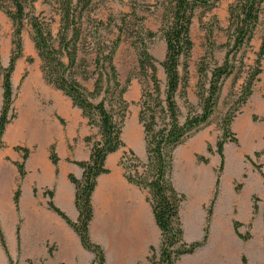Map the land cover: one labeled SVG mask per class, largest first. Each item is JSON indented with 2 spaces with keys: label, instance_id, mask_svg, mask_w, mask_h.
I'll list each match as a JSON object with an SVG mask.
<instances>
[{
  "label": "trees",
  "instance_id": "1",
  "mask_svg": "<svg viewBox=\"0 0 264 264\" xmlns=\"http://www.w3.org/2000/svg\"><path fill=\"white\" fill-rule=\"evenodd\" d=\"M216 1L163 0L161 6L165 10L159 32H161L166 43L165 56L159 62L151 54L148 42L156 36V32L141 25L139 31H135L134 35H131L133 38L132 45L137 53L136 69L138 71L135 76H128L126 81L122 83L119 80L114 57L122 42V37L128 31L125 28L127 21L124 19L121 24L123 26L118 28L115 39L109 40V42L103 39L100 43L95 44L97 49L93 64L96 77L93 90L86 89L73 75L81 32H73L71 29L72 23L82 27L84 16L82 11L88 6L90 0H76L75 6L73 0L63 2L61 28L57 38L54 37L47 23L40 21L35 16L28 18L33 28L32 40L41 60L40 69L44 79L70 98L72 104L81 110L90 127L97 128L96 134L85 138V141L91 145L89 159L74 161L82 168V177L77 178L75 175L69 174L70 181L76 187L75 204L79 212L78 219L72 221L54 204L52 200L53 191H44V194L49 197L48 207L60 215L79 235L82 245L95 254L92 264H103L105 261L103 249L94 243L89 235V225L93 217L92 193L96 188L98 176L109 171L105 166L107 156L126 147L121 133H123L129 102L124 95L133 78L138 79L141 87L137 120L143 129L146 160L143 161L134 150L127 148L123 151L120 164L126 179L135 184L136 187L147 191V200L152 206L154 218L158 229L161 231L160 246L158 250H155L154 247L150 248L148 260L153 264H176L180 257L194 253L208 240V226H210L214 205L219 194L220 173L224 168V146L227 142L238 143L235 132L231 130V123L253 92V86L262 72L261 61L264 56L263 35L258 57L255 60V67L248 71L237 100L229 106L222 116V134L216 142L220 166L216 176L213 197L206 211L204 235L201 240L186 242L183 222L179 214L182 203L186 200V195L179 192L173 183L174 154L179 145L210 122L217 106L223 81L228 76H232L238 68L236 58L239 52L250 46L264 4V0H235L228 6L227 51L221 63L214 62L210 66L209 63L205 62V57L201 59L198 66L199 80L197 84L199 109H196L186 98L190 78L189 59L193 49L190 28L195 10L198 7H211ZM8 2L11 3L10 8L12 9L5 8L0 0V10L8 15L14 27L11 42L13 49L8 66L3 67L0 61L3 89L0 108V149L4 147L2 138L6 126L16 117V113L13 111L15 96L11 78L17 61L23 55L22 28H24V21L27 19L24 0H8ZM104 24L102 21L100 23L97 21L95 26L99 28ZM71 31L73 34L69 38ZM209 47L208 50L212 53L213 41L210 42ZM65 57L69 59L68 63L65 62ZM159 64L165 73L164 83L158 77ZM178 96L185 98L188 107L183 118L180 107L177 105ZM15 149L23 152L22 161L14 162L20 178L13 199L15 207L19 210L20 183L26 174L24 161L28 157L29 149L19 146ZM208 151L210 153L213 151L211 146L208 147ZM49 157L52 163L57 165L59 157L54 145L50 148ZM197 159L203 163L209 162V159L204 156ZM240 188L241 185H237L235 190L239 191ZM252 207L253 214H255L258 211L256 202H253ZM241 225L242 222L233 220L236 235L247 241L252 235L251 233L240 232L239 227ZM18 233L19 228L16 233L19 242ZM3 234L0 224L2 248L6 252L8 262L17 264L8 253ZM29 262L32 264L31 260ZM242 264H248L245 255L242 256Z\"/></svg>",
  "mask_w": 264,
  "mask_h": 264
},
{
  "label": "rangeland",
  "instance_id": "2",
  "mask_svg": "<svg viewBox=\"0 0 264 264\" xmlns=\"http://www.w3.org/2000/svg\"><path fill=\"white\" fill-rule=\"evenodd\" d=\"M64 1L24 0L27 19L24 21V28H22V57L28 60L31 59L29 60L31 74L36 80L38 79L37 83H40L35 92L36 97H34L39 108L38 111L43 113L51 109L54 115H56L54 108L56 102L63 104L69 97L44 79L40 69L41 60L32 40L33 28L28 18L35 16L40 21L47 23L54 37L57 38L61 28ZM234 1L217 0L211 7H198L195 10L190 28L193 49L189 59L190 78L186 98L196 109H199L197 95L199 63L203 57L210 66L214 62L221 63L223 61L227 51L226 44L228 43V6ZM162 2L163 0H90L88 6L82 11L84 13L82 27L75 26L74 23L71 26L73 32H81L78 39L79 50L77 62L73 68V75L86 89L93 90L94 87L96 75H94L93 60L97 49L95 44L100 43L103 39L108 42L115 39L118 28L123 26L121 24L124 19L127 21L125 28L128 31L122 37V42L114 57L119 80L124 83L128 76L137 74V53L132 45L133 38L131 35H134L135 31H139L141 25L156 32V36L148 42L149 50L159 62L163 60L166 43L161 32H159L165 10L161 6ZM1 3L5 8L12 9L8 0H1ZM73 5H76V0H73ZM258 20L259 23L254 31L250 46L242 49L237 55L238 68L232 76H228L223 81L217 106L210 122L179 145L174 154L173 183L179 192L186 195V200L182 203L179 214L181 215L183 228L192 236L201 237L204 233L206 211L213 197L216 176L220 166V156L216 152V142L222 134V116H224L229 106L237 100L248 71L255 67V60L258 57L259 46H261L264 35V4ZM97 21L98 23L102 21L105 24L97 28L95 26ZM13 30L12 20L4 11L0 10V61L3 67L8 66L13 49L11 43ZM72 34L71 31L69 38ZM212 41L214 42V49L212 48V53H210L208 49ZM65 62H69L66 57ZM261 64L262 72L253 86L251 96L231 123V130L235 132L238 143H226H229V145L224 157V168L220 173L221 185L219 186V192L221 196H219L215 211V223L212 226L215 237L219 234L227 237L228 234L233 232V220L244 222L239 230L242 233H251L252 237L245 245L238 244L234 248V253H246L248 264H264V119H262L264 117V56ZM24 74L26 72L21 74L20 81L23 80ZM158 77L163 83L165 82V73L160 64L158 65ZM0 90L3 91L2 76H0ZM140 92L141 87L138 79L133 78L124 95L129 102L124 125L127 123V126H130L127 129L141 131L142 138L140 137L139 141V147L141 148V146H144L142 144L144 143V135L142 126L137 120ZM14 96L15 103L16 98H18V91L14 92ZM177 103L183 118L188 111L186 100L178 96ZM29 106L32 107L33 105L29 102ZM17 108L25 111L27 109V99L23 97ZM15 110L16 106H14L13 111ZM121 134L123 136V133ZM209 146L213 149L211 153L208 151ZM40 148L41 146H39V150ZM133 150L136 152L138 149L135 147ZM241 152H243V155H241ZM187 155L192 161V166L184 168L183 165L185 164L182 165V163L186 160ZM200 156L208 158L209 162H200L197 159ZM142 160L145 161L146 158ZM237 185H241L239 191L235 190ZM253 202H256L258 208L255 214H253ZM3 255L7 256L6 253H0V257ZM11 257L17 264H30L29 260L24 259L20 253H16ZM31 261L32 264H43L44 260L35 259ZM8 264L10 263L8 262Z\"/></svg>",
  "mask_w": 264,
  "mask_h": 264
},
{
  "label": "crops",
  "instance_id": "3",
  "mask_svg": "<svg viewBox=\"0 0 264 264\" xmlns=\"http://www.w3.org/2000/svg\"><path fill=\"white\" fill-rule=\"evenodd\" d=\"M25 72L20 81L21 74ZM11 82L13 91H18L14 103L16 117L6 126L2 138L4 147L0 149V224L8 253L11 256L20 253L28 260L43 259V264H92L95 254L86 249L75 230L48 207L49 197L44 191H53L54 204L72 221L78 219L76 187L69 174L82 177L83 170L74 161L89 159L91 145L85 138L96 134L97 129L87 124L81 110L74 107L69 98L63 104L56 102V115L51 109L43 113L38 111L34 97L40 83L31 74L28 59L22 57L17 61ZM2 97L3 91L0 90V108ZM23 97L27 99L25 111L17 108ZM127 127L130 126L126 123L122 136L126 147L107 156L105 166L109 171L97 178L92 193L93 217L89 235L103 249V264H153L148 256L151 247L158 250L161 231L147 200V191L129 182L120 165L123 151L127 148L133 150L137 147L136 154L141 159L146 158L145 143L140 148L141 131L137 129L131 136ZM229 143L224 147L225 156ZM52 145L59 157L57 165L49 157ZM17 146L29 149L24 161L26 174L20 183L19 210L13 199L20 178L14 162L22 161L23 152L16 150ZM219 196L220 192L208 226L207 242L194 253L180 257L176 264H242V256L246 253H234V248L238 244L245 245L249 239H240L234 228L227 237L213 235ZM203 235L192 236L184 228L186 242L201 240ZM0 253H6L1 243ZM7 261V256L0 257V264H8Z\"/></svg>",
  "mask_w": 264,
  "mask_h": 264
},
{
  "label": "bare ground",
  "instance_id": "4",
  "mask_svg": "<svg viewBox=\"0 0 264 264\" xmlns=\"http://www.w3.org/2000/svg\"><path fill=\"white\" fill-rule=\"evenodd\" d=\"M127 131L129 132L130 131V134H131V136H134L135 135V133H136V130H134V129H127ZM250 134H252L251 132H250ZM253 135V134H252ZM185 159V158H184ZM184 163H182V165L183 164H185V165H183V167L184 168H188L189 166H192V161H191V159L190 158H188V156H186V160L185 161H183ZM186 162V163H185ZM189 172V171H188ZM189 174V173H188ZM186 175V174H185Z\"/></svg>",
  "mask_w": 264,
  "mask_h": 264
}]
</instances>
